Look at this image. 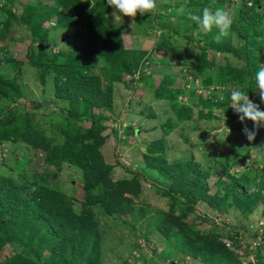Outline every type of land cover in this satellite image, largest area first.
<instances>
[{"label": "rangeland", "instance_id": "1", "mask_svg": "<svg viewBox=\"0 0 264 264\" xmlns=\"http://www.w3.org/2000/svg\"><path fill=\"white\" fill-rule=\"evenodd\" d=\"M194 1L157 0V9L138 14L132 29L129 27L132 18L117 13L119 18L114 19V9L102 0H91L80 13L72 6L58 7L56 0H0V25L9 21L6 35L0 36V71L11 77L18 70L22 84L20 95L0 98L3 116L23 115V119L34 127L35 134L55 145L51 155L56 159L61 158V147L66 141L61 127H74L78 123L79 128L84 126L94 131L92 138H103L100 147L103 167L109 169L113 182L131 178L135 171L141 174V190L133 199L131 211L109 214L100 205L87 203L85 172L92 165L88 153L75 156L72 163L51 162L42 150L34 153L25 143L15 144V147L20 146L15 154L20 157L31 155L28 173L44 177L49 189L66 195L64 201L59 199L56 203H67L64 207L68 211L67 218L72 219L84 207L94 205L102 254L98 264H264V127L258 130L254 141L247 140L242 129L245 124L252 128L253 122L242 123L231 107L232 102L214 105L211 118L199 115L200 110H208L202 103L227 101L234 87L246 88L254 102L260 103V100L253 91L255 83L251 84L247 74L241 83L235 80L221 84L223 67L231 64L241 68L247 59L233 52L216 51L204 36L210 31L203 30L199 24L193 27L194 21L188 18L189 13L198 15L204 7L213 9L219 0H207L203 8L200 1L195 5L190 3ZM39 2L44 4L45 11L52 6H57L59 11L44 22L43 26L49 32L43 42L35 40L31 27L21 21L23 13L31 11L27 10L26 4L38 5ZM245 6H251V1L223 0L218 7L228 10L233 23H239L240 8ZM255 11L261 22L259 39L264 52V4ZM157 14H160L159 23L152 19ZM93 17H103L105 24L121 32L127 48L149 55L133 74L123 73L121 79L114 75L110 77L111 63L101 55L105 51L99 39L101 32L96 25H89ZM58 18L70 27L64 30L58 27ZM165 35H171L173 40L170 51H154V45ZM229 35L235 46L245 43L232 27ZM204 50L207 65L201 67ZM261 51L257 50L256 54L260 55ZM48 56L57 65L58 61L66 63V70L72 67L70 62L80 60L87 75L102 77V85L113 93V104L93 111L101 115L98 119L105 128L96 130L91 118L71 117L69 111L88 113L87 106L80 104L78 99L72 103L56 95L54 67L49 66L42 78L36 61ZM12 59L16 61L12 63ZM261 66H264V60ZM165 79L167 84H162ZM175 85L185 89L178 94L176 104L168 96L159 95L162 86L167 88L164 93ZM52 99L56 102L48 104ZM38 102L43 105L34 108V103ZM261 109L264 110V104ZM154 140H161L159 146L163 149L151 154L148 147ZM233 141L238 143L237 147L231 145ZM5 144L8 147L9 144ZM6 146L0 152V173H11L16 180L30 183L31 174L20 176V170L17 173L11 171L4 163L6 157L11 158V151ZM147 154L158 157L159 164H164L162 173L157 166L146 169ZM191 159L198 163L199 169L208 172V197L198 200L186 211L183 207L187 200L182 194V185L174 179L167 180L165 174L168 170L173 174L172 169L174 171L176 166ZM247 170L252 175L245 181L242 177ZM233 178L242 179L249 185V191L258 187L256 199L244 205L238 202L231 193ZM166 190L171 195L168 196ZM170 211L176 215L185 213L186 230L174 225V230L166 236L158 225ZM214 235L219 236L221 244L205 240ZM202 237L201 250H195L192 241ZM13 254L14 245L8 243L2 247L0 259L6 260ZM45 254L47 256L48 252Z\"/></svg>", "mask_w": 264, "mask_h": 264}, {"label": "trees", "instance_id": "2", "mask_svg": "<svg viewBox=\"0 0 264 264\" xmlns=\"http://www.w3.org/2000/svg\"><path fill=\"white\" fill-rule=\"evenodd\" d=\"M58 7H74L77 13H80L85 9L91 0H56ZM107 2V0H102ZM202 4V8L208 2L207 0H195L194 4ZM223 0H219L213 6L212 10H215L220 6ZM251 6H245L240 8L239 11V23H232V28L238 32L239 37L245 39V43L241 46H235L231 42L230 35L222 37L220 42H217L214 37L218 34L219 29L213 27L210 34L204 35L206 39L210 41V45L215 48L216 51L233 52L236 55H244L247 59V63L244 67L236 68L231 64H227L221 69L220 76L222 77L221 84L229 81L237 80L239 83L243 81L244 74L252 81L255 82V73L261 67L264 60V52L261 51L262 41L259 39L261 32L258 28L261 22L257 11L258 7L264 4V0H250ZM44 4L39 2L38 5L26 4L27 10L24 12L21 21L28 24L31 27L33 37L37 41H44L48 38V28H45L44 22L56 16L59 11L57 6L48 7L47 11L44 10ZM252 11V14L249 12ZM17 14H11L15 17ZM198 15H202V12ZM18 16V15H17ZM160 14L152 16L154 22L159 23ZM64 19V18H63ZM106 20V19H105ZM103 17H93L89 22L90 26H97L101 33L100 40L105 50L102 52V56L106 62L111 63L110 77L114 75L116 79H121L123 73H134L141 63L146 61L149 55L145 52H138L133 49H129L125 46L122 33L115 28L108 26ZM9 21L3 22L0 25V36H5L8 30ZM52 25V24H51ZM54 25V24H53ZM51 27H54V26ZM197 23L193 22V27H196ZM164 27V24H160ZM58 27L66 29L70 27L69 24L63 22L58 18ZM173 40L171 35L163 36L154 45V51H165L168 53L172 47ZM33 48V47H32ZM260 50L261 54L257 55L256 51ZM201 59V67L207 65L205 59L206 50H204ZM87 56V55H86ZM43 58V57H42ZM14 63L16 60H10ZM58 65L51 57H46L36 61V65L41 69L42 78L45 76L49 66L56 69L55 86L56 95L60 98H64L72 103L78 99L80 104L86 105L87 112L69 111L71 117L92 119L93 127L98 130L105 128L102 121L98 119L99 114H95L93 111L95 108L102 109L104 107L112 106L113 93L102 85V77L90 76L85 72V67L82 66L81 61L70 62L71 68L65 67L66 63L58 61ZM57 65V67H56ZM20 73L15 70L14 76L5 75L0 71V98L12 97L13 95H20L22 84L19 80ZM114 79V78H111ZM44 81V79H43ZM168 80H163L162 84H167ZM169 82H171L169 80ZM159 89L164 91L167 89L162 86ZM158 89V91H160ZM163 90L159 95L168 96L172 100V103H177V96L185 89L181 86L175 85V87L164 92ZM85 92L81 97V93ZM159 93V92H158ZM22 95V94H21ZM55 99L50 100L48 104L53 103ZM224 102L202 103L208 110L205 112L200 110L199 115L202 117H212V108L214 105H226L231 104L230 98ZM56 102V100H55ZM34 108L41 107L42 102L34 103ZM78 105V104H77ZM180 105V104H179ZM178 105V107H179ZM177 107V108H178ZM3 111V110H2ZM0 110V152L4 151L5 143H8V151L10 150L11 158L3 157L4 163L9 167L11 171H14L20 176H27L28 166H31L32 159L30 154H24L19 156L15 154V144L25 143L30 149L38 152L42 150L47 155L48 161H67L73 162L75 156L88 153V159L91 162L90 168H86L85 172V189L87 193V203L89 205H100L106 213L113 214L117 211H128L132 209V202L134 197L138 196L141 190V174L134 172L131 178L119 179L116 182L112 181V174L109 169H104V156L101 153V144L103 138H92L94 131L85 129L84 126L79 128V124L76 123L74 127L65 126L61 127L66 135L65 144L61 147L62 155L60 159L52 157L53 149L55 145L46 142L41 139L39 134H35L30 123L25 121L23 115H4ZM97 115V116H96ZM19 143V144H20ZM161 140H154V142L148 147V151L152 154L163 149V146H159ZM232 146H238L237 142H231ZM9 146L11 148H9ZM29 153V152H28ZM1 156V155H0ZM13 157V158H12ZM147 164L146 169L154 168L161 173L165 170L164 164H159L158 157H150V154L145 156ZM158 162V163H157ZM14 163V165H12ZM83 168L81 163H77ZM168 170V169H167ZM247 170L242 179L247 180L250 178L252 172ZM173 174H165L167 180H173L179 185H182V194L186 197L187 202L183 209L186 211L192 209L195 203L207 196V175L208 172H203L198 168V163L194 160H188L179 167L172 169ZM164 176V177H165ZM26 179H29L26 177ZM240 178H233L230 182L231 193L233 197L242 205L249 203L256 199L259 191H249V185L244 184ZM169 180V181H170ZM47 179L44 177L31 174L30 183L20 182L16 180L12 174L0 173V251L2 247L8 243L14 245V254L8 256L6 260L0 259V264H98L102 259L100 250L101 243L97 237L98 221L94 219V205L91 208H83L81 213L74 216L72 219L67 218L68 211L64 207L66 204L58 205L56 202L61 199L65 200L66 195L58 192H54L49 189ZM92 190H96L92 193ZM167 191V190H166ZM129 195H125V194ZM167 195H171L168 190ZM184 215L185 213L175 214L174 211L168 212L164 217V222L158 225L159 230L167 236L168 232L174 230V225H179L184 228ZM185 229V228H184ZM186 230V229H185ZM184 231V230H183ZM219 236L214 235L210 240H205L211 243H220ZM196 241H192V247L195 250L200 251L203 245V237L195 238ZM45 251L48 252L47 256Z\"/></svg>", "mask_w": 264, "mask_h": 264}, {"label": "clouds", "instance_id": "3", "mask_svg": "<svg viewBox=\"0 0 264 264\" xmlns=\"http://www.w3.org/2000/svg\"><path fill=\"white\" fill-rule=\"evenodd\" d=\"M109 7L114 9L112 13L114 19L121 16L132 18V23L129 25L133 29L135 18L138 14L144 15L151 13L157 9V0H107ZM188 18L195 21L205 31H211L213 27L219 29L218 34L214 37L217 42L221 41L222 37H227L233 23L231 13L224 8L204 7L202 15L189 13ZM255 91L259 97L260 103L254 102L246 88L234 87L231 89L232 108L238 114L239 120L243 123L246 120L253 122V127L249 128L246 124L242 129L243 134L249 141H254L258 134V130L264 127V110L261 109V104H264V66H261L255 73Z\"/></svg>", "mask_w": 264, "mask_h": 264}, {"label": "water", "instance_id": "4", "mask_svg": "<svg viewBox=\"0 0 264 264\" xmlns=\"http://www.w3.org/2000/svg\"><path fill=\"white\" fill-rule=\"evenodd\" d=\"M173 264H175V262Z\"/></svg>", "mask_w": 264, "mask_h": 264}]
</instances>
